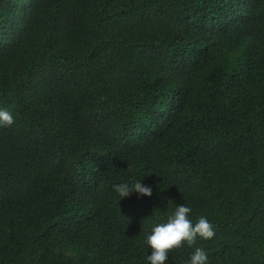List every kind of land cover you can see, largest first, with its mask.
<instances>
[{
	"label": "trees",
	"instance_id": "trees-1",
	"mask_svg": "<svg viewBox=\"0 0 264 264\" xmlns=\"http://www.w3.org/2000/svg\"><path fill=\"white\" fill-rule=\"evenodd\" d=\"M0 108V264H264V0H0Z\"/></svg>",
	"mask_w": 264,
	"mask_h": 264
},
{
	"label": "clouds",
	"instance_id": "clouds-1",
	"mask_svg": "<svg viewBox=\"0 0 264 264\" xmlns=\"http://www.w3.org/2000/svg\"><path fill=\"white\" fill-rule=\"evenodd\" d=\"M13 124V115L7 109L0 108V127ZM114 192L124 198L132 193L151 196L152 189L143 185L140 180L114 184ZM191 208L185 204H177L167 220L156 223L146 234L143 243L147 249L144 257L146 264H167L169 252L178 249L182 244L192 246L197 238L210 239L214 236V226L205 216L190 219ZM185 264H208L206 250L196 247L190 253Z\"/></svg>",
	"mask_w": 264,
	"mask_h": 264
}]
</instances>
